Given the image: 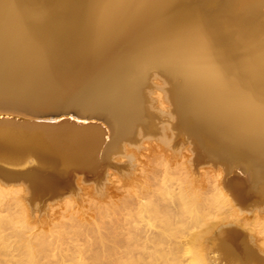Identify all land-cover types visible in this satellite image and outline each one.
I'll use <instances>...</instances> for the list:
<instances>
[{
	"label": "bare ground",
	"instance_id": "obj_1",
	"mask_svg": "<svg viewBox=\"0 0 264 264\" xmlns=\"http://www.w3.org/2000/svg\"><path fill=\"white\" fill-rule=\"evenodd\" d=\"M262 79L264 0H0V107L71 112L0 116V264H214L223 225L264 253Z\"/></svg>",
	"mask_w": 264,
	"mask_h": 264
},
{
	"label": "rangeland",
	"instance_id": "obj_2",
	"mask_svg": "<svg viewBox=\"0 0 264 264\" xmlns=\"http://www.w3.org/2000/svg\"><path fill=\"white\" fill-rule=\"evenodd\" d=\"M151 112L152 113H160V110L155 109V110H151ZM154 123H156V119H154ZM180 139H182L181 136H180ZM180 143L181 144H178V145H180L181 149L184 150L186 147V144L184 142H180ZM196 161L199 164L204 163V162H202L203 160H201V158H199V157L196 158ZM116 165H117L116 167L115 166L109 167L112 169V170H110V173H112V175H111L112 178L117 177L123 171L126 170V167L123 165L122 162H120ZM0 167L5 168V169L7 168L1 164H0ZM213 169L215 170L216 168H213ZM7 170H10V169L7 168ZM224 172H225V174L222 173L221 179L224 182H226L225 191L228 194V196L232 200L235 201V198L233 196L234 195L233 187L231 185V182L228 181V179H227L225 170H224ZM74 173H78V174L82 175L84 177L83 181L86 183L94 182L95 183L94 185L98 189H100L101 191H105L106 189H108L110 187V184H111L110 182H105V184H101V183L97 182V180H100V179H95L93 177L91 178V176H92L91 172L73 171L72 175H74ZM87 177H90V178H87ZM22 181L27 185V187H28L27 189H29L31 192L32 190H31V186L29 185L30 183L27 181H24V180H22ZM83 185H85V184H83ZM246 185H248V184H246ZM92 186H93L92 184L91 185L87 184V185H85V188L87 187V189H92L93 188ZM248 194L251 195L252 197H256V195L251 193V192H248ZM45 196H46L45 194H42L40 192L35 193V194L31 195L30 201L32 204H35L38 206H44L48 201V199ZM247 204H251V205H249L248 207L240 206L246 215H250L251 212L253 211V209H256V210H263L264 209L263 203L256 202L254 204L253 198L248 199ZM223 228L224 229H231V230L235 231V234L231 235V236L230 235L225 236V237L221 236L220 244H217L215 247H213L211 249L209 256L212 258L214 264H243L242 262H240V259L242 257L241 254H242L243 248L247 249L248 251H251L253 253V255L256 254L259 258L264 260V253L263 252L259 253V252H257L258 250L254 248L255 246L252 247V244H250L248 242V239L244 235L245 233L241 230V228H239L235 225H227V226L223 225V226H221L220 230ZM255 238H256L257 242L259 243V245L262 246V250L264 251V236L263 235H255ZM95 243L97 244L98 242L96 241L93 244L95 245ZM96 246H97V250L100 251L101 248L98 245H96ZM194 253H195V251H193V250L188 251V252H186V251L181 252L179 254L181 256V260H182L181 264H187V261L192 257V255ZM261 262H263V261H261Z\"/></svg>",
	"mask_w": 264,
	"mask_h": 264
},
{
	"label": "water",
	"instance_id": "obj_3",
	"mask_svg": "<svg viewBox=\"0 0 264 264\" xmlns=\"http://www.w3.org/2000/svg\"><path fill=\"white\" fill-rule=\"evenodd\" d=\"M6 103H9L8 101H3ZM21 106L23 108L21 109H14L7 106H1L0 107V116L1 118H8V119H14L21 122H27L32 125H36V127L41 130L38 133H44L46 134L48 131V127L50 125H56V120H62V119H68L71 118V112L62 113V112H56V113H50L45 112L39 109V107L26 103L21 102ZM73 120V117L72 119ZM79 122H87V123H94L98 124L103 127V129L106 131V134L104 135V138H106L108 131L107 127L104 126V123H102L100 120H96L95 118H89V119H78ZM43 134V135H44ZM81 168V167H80Z\"/></svg>",
	"mask_w": 264,
	"mask_h": 264
},
{
	"label": "snow or ice",
	"instance_id": "obj_4",
	"mask_svg": "<svg viewBox=\"0 0 264 264\" xmlns=\"http://www.w3.org/2000/svg\"><path fill=\"white\" fill-rule=\"evenodd\" d=\"M261 95L264 96V79L261 81Z\"/></svg>",
	"mask_w": 264,
	"mask_h": 264
}]
</instances>
